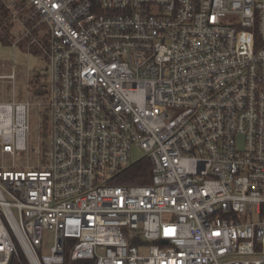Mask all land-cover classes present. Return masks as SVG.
I'll return each instance as SVG.
<instances>
[{"label":"built area","instance_id":"built-area-1","mask_svg":"<svg viewBox=\"0 0 264 264\" xmlns=\"http://www.w3.org/2000/svg\"><path fill=\"white\" fill-rule=\"evenodd\" d=\"M25 5L47 27L23 36L50 62L48 146L0 165V264L17 246L28 264H264V0ZM29 105L0 102V156L25 152ZM133 146L150 182L109 183Z\"/></svg>","mask_w":264,"mask_h":264},{"label":"rangeland","instance_id":"rangeland-1","mask_svg":"<svg viewBox=\"0 0 264 264\" xmlns=\"http://www.w3.org/2000/svg\"><path fill=\"white\" fill-rule=\"evenodd\" d=\"M7 5L10 6L7 17L5 19L0 18V75H8L14 69L15 80L12 87L10 82L0 78V102L15 99L16 101H28L30 105L27 111L26 150L22 154H17L14 158L0 156V165L13 163L16 167L21 168L42 166L45 163L42 155L48 146V134L43 133L41 125L45 121L48 122V119H45L47 112L43 106L45 100L42 94L31 95L34 89L31 82L36 80L37 85L44 86L46 84L51 71L50 62L45 57L44 41L40 40L38 44L35 40H32V36L23 37L22 40L18 39L33 23H36L37 29V31L32 32L34 36L38 35L40 37L42 33L47 31V27L45 24L39 23L37 14H34L31 24H21L20 20H24L26 16L31 14L28 5H25V0H1L0 7L7 8ZM13 14H16V16L14 17ZM14 42H17V44L13 48L11 44ZM42 90L43 87L39 89L40 93ZM144 155L145 152L140 147L133 146L132 161H136ZM53 235L54 232L51 230L44 232L43 253L49 252L53 244ZM16 251L17 253L11 259L15 258L16 264H28L20 246L16 247Z\"/></svg>","mask_w":264,"mask_h":264},{"label":"trees","instance_id":"trees-1","mask_svg":"<svg viewBox=\"0 0 264 264\" xmlns=\"http://www.w3.org/2000/svg\"><path fill=\"white\" fill-rule=\"evenodd\" d=\"M9 13L8 9L1 7L0 18L5 19ZM3 16V17H2ZM35 82V83H34ZM32 84L33 91L36 94H40L39 89L43 85H37L36 80ZM151 178V163L147 157H142L136 161L130 163V165L119 172L113 177L109 183L111 184H124V185H144L150 182ZM11 259V258H10ZM10 264H16V259L12 258ZM72 264H94L92 260L76 261Z\"/></svg>","mask_w":264,"mask_h":264},{"label":"crops","instance_id":"crops-1","mask_svg":"<svg viewBox=\"0 0 264 264\" xmlns=\"http://www.w3.org/2000/svg\"><path fill=\"white\" fill-rule=\"evenodd\" d=\"M5 9H8V8H5ZM8 10L10 11V9H8ZM11 12H12V10H11ZM18 18H19V17H18ZM24 19H25V18H24ZM19 20H20V19H19ZM20 22H21V24L27 23L26 21H23V20H22V21L20 20ZM27 24H29V23H27ZM34 30L37 31V29H34ZM34 30H33V32H35ZM23 37H24V36H20V38H19L18 40H22ZM31 95H35L34 91H33V94H31Z\"/></svg>","mask_w":264,"mask_h":264}]
</instances>
